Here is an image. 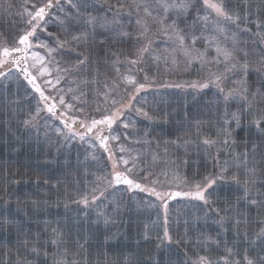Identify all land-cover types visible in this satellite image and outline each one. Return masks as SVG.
<instances>
[{
  "label": "snow or ice",
  "instance_id": "1",
  "mask_svg": "<svg viewBox=\"0 0 264 264\" xmlns=\"http://www.w3.org/2000/svg\"><path fill=\"white\" fill-rule=\"evenodd\" d=\"M29 3L30 9L27 7ZM248 3L249 0H236L235 4L232 0H203L201 5L200 0H156L154 4H140L115 0V4H110L107 9L112 13V19L106 20L84 14L89 8V0H26L20 13L26 17L23 19L25 27L9 33L4 42L0 43V88L7 89L9 83L15 80L18 87H25L26 82L31 89V92L25 89L27 109L22 115H17L20 126L34 128L39 133L41 128H51L52 122L59 120L63 129H54L58 136H63L68 141L79 137L82 142L92 146L98 143L112 161L111 170L105 165L101 169L104 174L98 175L88 190L80 191L79 199L73 202L82 204L85 208L94 205L97 219L108 224L115 223V216L123 206L125 192H147L154 196L160 201L159 205H155L157 221H160V210H163L162 223L154 222L158 229L155 232V247L158 250L166 248L169 256L172 249L167 246L177 244L186 248L185 258L180 264H264V219L256 221L255 232L242 231L245 222L252 223L250 215L245 216L238 209L223 207L213 209L215 217H209L208 212L201 209L202 217L197 215L195 222L188 218L183 220L184 232L180 234V216L177 214L173 219L169 213V202L177 197L199 201L204 205L214 203L208 190L213 188L218 179L225 180V173L231 177L237 189L243 186V193L239 197L242 202L240 207L247 205L249 213L255 208L258 216L261 209H264V192L258 191L255 196L250 194V186L259 183L260 188H264V169L257 173L255 165L250 166L256 151L264 147V63L260 66L253 65L249 60L248 50L237 39V32H250L251 28L247 25L254 23L248 11ZM65 4L71 7L66 8ZM125 8L128 9L127 13L123 12ZM202 8L204 12L201 16ZM72 9L75 11L72 12ZM125 20L133 27L125 29ZM57 24L62 36L56 38L55 47L50 48L41 33L52 37L53 33L48 29ZM257 27L260 32H264V21L257 24ZM229 40L231 46L228 44ZM82 45H89L87 54L81 51L72 55L74 49ZM117 46H120L117 51H112ZM161 46L167 55L158 51ZM39 48H44L49 53L48 63L36 51ZM261 51L264 53V49ZM52 53H59L60 59ZM93 53L96 55L95 63H103L107 70L102 74L97 71L92 79L84 80L82 77L85 73L92 75ZM175 54L183 57L186 67L197 66L195 71L198 78L186 85L165 86H186L201 91L215 89L212 93L213 102L217 105V111L221 112L216 121V139L205 133L204 121L195 119L194 122L189 121L187 128L181 125L177 129L184 134L183 138L177 137V140L182 139V143L178 144L177 140L165 141V144L183 147L185 157L188 156L187 150L191 145H196L198 149L203 145L207 157L202 159H211L213 166L219 168L218 173L205 176L200 181L184 176L180 180L185 186L183 191L166 190L167 172L157 174L150 166L138 167V164L146 162L138 161L136 157H115L114 149L118 147L120 153H124L126 149L123 145L115 144L109 147L108 143L110 139H121L118 122L125 129L133 124L130 118L125 122V112L135 111L151 118L147 111L136 106L145 97L141 96L137 100V96L154 80L150 75L153 63L157 67L161 60L165 64L169 61L175 64ZM140 73H143L142 78ZM89 93H95L96 96L103 94L105 97L108 106H98L95 109L101 113L100 118H95L91 115L92 110L86 109L87 101L84 97ZM242 119L248 120L249 131L254 128L257 137L256 140L245 142L243 152L233 154L235 140L230 142L231 126L235 121V127L240 128ZM74 125L77 126L75 129ZM114 125H117L115 131ZM81 128L84 129L83 133L79 131ZM88 134L92 135L85 140ZM143 135L147 137L149 134L145 132ZM137 143L140 141L137 140ZM214 147L217 148L216 155L210 151ZM221 147L229 151V158L221 160ZM164 151L167 153V148ZM93 159L99 162L103 157L94 155ZM178 159L179 163L170 158L164 163L171 164L177 170L191 167L189 159ZM233 168L236 171H232ZM240 169L246 170L243 179L238 174ZM160 175H164L165 180L162 181ZM201 218L206 226L209 219L217 225L213 229L214 237L204 231L195 236L190 235L194 223L199 224ZM5 224L16 227L17 244L19 249H23L24 254L19 256L16 264H49V258L51 264H78L67 247L71 240L70 229L65 234L61 228L49 226L51 235L43 239L49 229L35 235L25 233L22 224L17 225L14 220L0 216V231L4 230ZM174 225L176 230L173 229ZM145 229L144 238L148 240L152 232L147 226ZM229 234L233 236L231 244L227 241ZM222 235L224 239L221 238ZM81 240L83 237L74 244L82 254L88 241L81 243ZM189 252L192 253L191 256ZM28 256L32 259L29 260ZM149 260L150 264H174L171 259L164 261L159 254L156 257L150 255ZM113 264H133V260L121 253V259Z\"/></svg>",
  "mask_w": 264,
  "mask_h": 264
},
{
  "label": "trees",
  "instance_id": "2",
  "mask_svg": "<svg viewBox=\"0 0 264 264\" xmlns=\"http://www.w3.org/2000/svg\"><path fill=\"white\" fill-rule=\"evenodd\" d=\"M200 3L203 5V0H200ZM232 3L235 4L236 0H232ZM110 4H115V0H89V8L84 14L111 20L112 13L107 11ZM65 7L70 8L71 6L65 4ZM71 11L74 12L75 9ZM123 11L127 13L128 9H123ZM248 11L254 21L251 25H247L251 28V31L247 33L237 32V37L248 50L250 62L253 65L260 66L264 63V59H262L264 53L261 51L264 49V32H260L257 24L264 21V0H249ZM191 14L195 15V13ZM202 15L203 8L201 9ZM6 17H1L0 20V26L2 27L0 28V35L4 40L11 33L9 30L14 27L11 25L14 21L9 19L11 16L7 15ZM132 27V25L126 23L127 29ZM49 31L56 38L62 36V32L58 27H53ZM43 35L47 36V34ZM88 47L89 45H82L74 49L72 55H76L81 51L87 54ZM92 47L95 46L93 45ZM118 47L120 46L114 47L112 51H117ZM92 58V75L85 73L82 79L87 77L90 80L97 74V71L102 74L107 70V66L103 63L98 65L95 63V53L92 54ZM196 67V65L186 67L180 70V73H177L174 72V69L165 68L161 63L157 67L154 62L150 74L154 80L148 84V87L166 91H172V89L176 91V88H179L183 90H178L183 96H180L176 91L177 95L175 96L174 105L168 102L167 106L162 103V101H165V96H167L166 92L161 93L159 103L156 97V104L155 102H145L147 105L143 104L145 107L142 108L148 112L150 119L138 114V124L141 125L139 130L134 133V136L139 137L140 141L142 139L147 141L145 142V147L149 149V159L153 160V157H155L157 161V163L150 162L146 167L150 166L152 171L157 174L167 172L168 179L179 177L181 180L184 176H187L189 179L200 181L205 176L219 172V168L213 166L211 159H202L207 157L203 145L199 149L196 145H191L187 150L188 156L185 157V149L183 147L177 148L175 145L165 144V141L177 140L178 136L184 137L183 132L177 131V129L181 128V125L187 128L189 121L201 120L200 110L203 113L205 112L202 100L203 93L207 95L206 103L208 107H210V104H214L215 108L213 109L215 119L210 117L208 126L212 125V128L218 131V125H215L214 122L220 117L221 112L217 111V105L213 102L214 96L212 93L215 92V89H204L201 91L190 87L186 88V86H165L170 84L186 85L189 81L197 80ZM142 77L143 73H140V78ZM13 86L11 84L10 87ZM13 88H16V86ZM7 89L0 88V105H3V107H0V216L14 220L17 225L22 224L24 232L33 235L38 232H45V229H49V226L51 228H61L65 234L70 229L71 240L68 242L67 247L78 261V264H113L114 261L121 259V253L125 257L132 259L133 264H137V262L150 264V255L156 257L158 254L164 261L171 259L174 264H180V261L184 260L186 248L177 244L167 246L172 249L171 256H169L166 248L164 250L156 249L154 238H149L148 240L144 238L145 226L149 230L157 212L156 210L148 211V214L143 212L133 199L137 195H142L144 198L153 197L148 195V193L125 192L123 206L120 208L119 214L115 216V223L110 222L108 224H105L103 220H98L96 214L94 216V210L84 211L83 208L79 207V204L74 203V200L79 199L78 193L82 190H88L92 181L95 180L94 175L97 172L95 171V161H85L83 159L85 154L79 149H75L59 158L55 147L38 143L33 134H31L32 128L26 129L20 126L17 119V115H22L24 110L18 105H11L20 93L7 92ZM198 93L200 94V101L195 102L193 97ZM97 98L98 96L95 93H91L90 101H95ZM163 107H173L172 113L169 114L167 112L169 116L164 114ZM156 109L160 111L156 112ZM97 118H100V116ZM234 124L235 121H233L231 126V139L235 140L234 149L232 150L233 154L243 152L245 142L256 140L257 137V132L254 128L249 131L247 119H242L240 128L234 129ZM204 130L206 134H210L215 139L208 127L204 126ZM129 132V134L132 133L131 131ZM145 132L149 134L147 137L143 135ZM177 143H182V139L177 140ZM165 148H167V153L164 151ZM210 151L213 155H216L217 148L214 147ZM220 151L221 160L229 158L227 149L221 147ZM178 157L189 159L191 167H181L177 170L171 164L165 165L164 161L169 158L179 163ZM106 160L104 157V162ZM252 161L254 163L250 165H255L257 173L264 169V147L256 151ZM231 170L235 171V168ZM239 176L241 179L244 178L243 175ZM163 177L165 176L160 175V179ZM225 177V180H219L218 184L208 191L212 194L210 199L214 203L204 205L199 201L179 198L169 202L170 216L173 219H175L177 214L180 216L181 223L178 227L180 234L184 232L183 220L185 218L195 222L197 215L202 217L201 209L206 210L209 217H215L213 209L223 207L238 209L245 216L250 215L253 218L252 223L248 224L245 222L241 230L256 231V221L264 219V209H261L258 216L255 208L249 213L247 212V205L240 207L242 202L239 197L243 193V186L237 189L236 184L227 173H225ZM258 191L264 192V188H260L259 183L255 185V191L250 187L251 195L255 196ZM105 195L107 196V193ZM184 200L187 201L183 202ZM161 213L163 214L162 209ZM216 227L217 225L211 219L208 220L206 226L203 218H201L199 224L194 223L190 235L195 236L199 232L204 231L214 237L215 232L213 229ZM3 228L4 230L0 231V264H16L19 256L24 254L23 249H19L17 244V229L7 224L3 225ZM173 229L176 230L175 225ZM49 235H51L50 229L45 233L43 239H47ZM80 237H83V240L80 241L81 243L88 241L82 254L74 244L75 241L80 240ZM221 238L224 239L225 237L222 235ZM227 241L229 244L232 243V234L227 236ZM191 255L192 253L189 252V256ZM81 256L83 257L82 259ZM27 258L29 260L32 259L31 256ZM49 264H51V258H49Z\"/></svg>",
  "mask_w": 264,
  "mask_h": 264
},
{
  "label": "rangeland",
  "instance_id": "3",
  "mask_svg": "<svg viewBox=\"0 0 264 264\" xmlns=\"http://www.w3.org/2000/svg\"><path fill=\"white\" fill-rule=\"evenodd\" d=\"M25 2H26V0H0V20H1V17H6L7 15H9V16H11V17H9V19L14 21L13 23H11V25L14 26L13 29L9 30L11 33L17 32L20 29H22L23 27H25V25L23 23V19L26 17H23L20 14L23 11V8L25 7ZM145 2H149V3L154 4L156 2V0H127V3L143 4ZM213 2H218V0H213ZM27 7L30 9L31 4L29 3L27 5ZM207 11L211 12V9H208ZM123 12L125 13V11H123ZM203 12H204V10H203ZM212 15L214 16L215 13H212ZM126 23H127L126 20L123 21V26L125 29H127ZM149 23H151L150 18H149ZM53 27L59 28V25L57 24L56 26H50L48 31L51 30ZM0 28H2V27L0 26ZM43 34H46V33H41V35L43 36L44 39L47 40L49 47L50 48L55 47L56 37L55 36H52V37L44 36ZM237 39H239V38L237 37ZM3 42H4V39L0 35V43H3ZM228 44H229V46H231V40H229ZM36 51L39 53L40 56L44 57V62L48 63L49 53L44 48L36 49ZM158 51L164 53L163 46H161V48L158 49ZM164 54L167 55L168 53H164ZM52 55L56 56L57 59H60L59 53H52ZM175 55H177V59H178L175 64H171V61H169L167 64H165L163 60L159 61V63H161L167 69L171 68V69H174V72L180 73V70L186 68V66L184 64L183 57L180 56L179 54H175ZM29 62H31V61L29 60ZM121 70L123 71V69H121ZM84 80H89V79L87 77H85ZM11 84L14 85L13 87L16 86V88L10 87ZM24 84H25V87H18L16 81L12 80L8 85L7 92L10 91L11 93H20L17 96H19V95H21V96L20 97L16 96V100H13L11 105H13V106L18 105L19 107H21L22 110L25 111L27 109V106H28V98L26 96L25 89L27 88V90L29 92H31V89H30V86H27L26 82H24ZM170 85H173V84H170ZM81 86L83 87V85H81ZM171 87H173V86H171ZM186 88H188V87H186ZM178 90H180V89L176 88V91L180 94V96H183V94L181 92H179ZM180 91H183V90H180ZM165 92L169 93V95L166 94L168 96L167 97L165 96L164 102L162 101V103H164V104L165 103L167 104L171 100V98L174 100V97L177 95V93L173 92V90L172 91H166V90H158V89H152V88L147 87L144 91H142L140 93L139 96H137V100H139L141 96L145 97V99L141 102V104L136 105V106L137 107H145V106H143V104L147 105L145 102H155V104H156V97L158 98L157 101L159 103L161 100L160 99L161 93H165ZM90 96H91V93L88 96L84 97V99L87 101L86 109H91L92 110L91 115L94 116L95 118H97L98 116H101V113L98 111H95V109L98 106L100 108L107 107L108 104L105 103V97L103 94L99 95L97 100H95V101L93 100L94 102L90 101ZM193 98H194L195 102H199L200 101V94L199 93L196 94V96ZM206 98H207V95L205 93H203L202 94V100H203V105L205 107V112L203 113L200 110V117H202L201 120L204 121V126L209 128V131L213 134L214 138L216 139V132L217 131L212 128L213 127L212 125L208 126L209 118L212 117L215 119V112H213V109H215V108H214V104H210V107H208V105L206 103ZM18 99H20V100H18ZM133 103L135 104V101H133ZM34 105H35V101H33V107H34ZM159 111H160L159 109H156V112H159ZM233 111H235V108H233ZM20 112H23V111H20ZM44 115H47V114L45 113ZM77 115H79V113H77ZM128 118H130L133 121V124L129 128L125 129L122 126V124H118L119 134L121 136V139L119 141L110 140L109 147H111L113 144H115L117 146L123 145L124 148L126 149V151L124 153H120L118 147L116 149H114L115 157H119V156L123 155V156H125V158H128L129 156H131V157H136L138 161L144 160L146 162L143 165L138 164V167H145L146 168V165H148L150 162L157 163L156 160L149 159L150 153H149V149H147V147H145V140L142 139V141H140L139 137L134 136V133H136L139 130V126L141 125V124H138L139 123L138 114L135 111L125 112V115L123 117L125 122H127ZM52 124H53V127L47 128V129L41 128L39 130V133L36 131V129L32 128L31 134H33V136L36 138L38 143H40L42 145L55 147L56 152H58L59 158H62L65 154L71 153L75 149H79V150L83 151L85 154L83 156L84 157L83 159L85 161L92 160V161H95V163H96L95 171H97V172H95V175H94L95 179L98 175L104 174V172H102L101 169H103L105 165L107 166L108 170H111L112 161L109 160V162H108L106 160L104 162V157L107 159L108 153H105L104 150L99 147L98 143H96L95 146H92L89 143L82 142L79 139V137H77L71 141L65 140L63 136H58L56 134V132L54 131V129L56 127L63 129V125L60 123V121L54 120L52 122ZM214 124L216 125V122H214ZM116 128H117V125H115V127L113 128V131H115ZM235 128L236 127L234 124V129ZM64 131L66 132L67 130L64 129ZM82 131L84 132V129ZM129 131H131L132 133L129 134L130 133ZM45 132H47V135H45ZM83 132H81V133H83ZM125 136H127V139H125ZM48 137H51V139L49 140ZM89 137H90L89 135H86L85 140H88ZM137 140H139L140 143H137ZM231 140L232 139L230 138V142H231ZM94 155L102 156L103 159L98 162L97 160L93 159ZM252 163H254V161H252L250 164H252ZM250 166H252V165H250ZM235 171H236V169H235ZM242 173H244V174H242ZM238 174L243 175L245 177L246 170L240 169ZM161 180L162 181L165 180V177L161 178ZM167 181H168V184L166 185V190H168V191H183V190H185V186L183 183H180L179 177H177V178L172 177L171 179L167 178ZM218 182H219V179L217 180L216 184H218ZM177 184H179V187H177ZM216 184L213 185V187L216 186ZM250 187H251V189H253V191H255V186H250ZM121 188H123V187H121ZM109 191H112V190L109 189ZM145 193L147 194V192H145ZM178 198L184 199L181 197H177V199ZM133 200L139 206V208L143 212H147V214H148V211L156 210V212H157L155 205L160 204V202L158 200H156V198L154 196L151 198H149V197L144 198V197H142V195H137V196H134ZM187 200H184L183 202H185ZM105 202L107 203V201H105ZM149 202H151L152 206H150ZM109 206L111 208V205H109ZM79 207L83 208L84 211H89V209H92L95 211L94 216H95V214L97 216V211H96V208L94 205L90 206L88 208H85L82 204H79ZM154 217L155 218L153 219V222L150 225L149 230L152 232V236L150 238L155 239V232L158 231V229L154 225V222L162 223L163 214L161 213L160 221H157V215L156 214Z\"/></svg>",
  "mask_w": 264,
  "mask_h": 264
}]
</instances>
